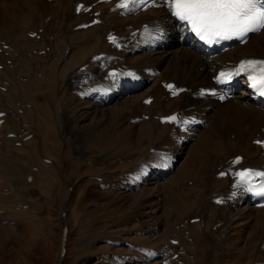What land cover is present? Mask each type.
Segmentation results:
<instances>
[{
	"label": "rangeland",
	"instance_id": "1",
	"mask_svg": "<svg viewBox=\"0 0 264 264\" xmlns=\"http://www.w3.org/2000/svg\"><path fill=\"white\" fill-rule=\"evenodd\" d=\"M9 1L0 0V7L19 22L30 20L29 0ZM63 15L48 28L45 44L55 50L73 45L68 69L62 67L66 53L56 58L47 48L37 56L39 42L30 39L20 68L0 71V84L9 87L2 103L22 118L0 123V264H264V206L230 207L243 188H231L229 176L221 175L236 154L261 168L264 118L246 120L242 138L225 129L171 128L159 117L181 114L193 97L154 99L152 86L97 106L76 91L78 78L94 68L86 64L92 52H116L95 28L77 29ZM108 18L122 37L135 19ZM99 83L90 90L100 92ZM195 114L188 120L204 117L203 110ZM10 129L21 130L23 138L13 140ZM153 173L159 177L150 178Z\"/></svg>",
	"mask_w": 264,
	"mask_h": 264
},
{
	"label": "bare ground",
	"instance_id": "2",
	"mask_svg": "<svg viewBox=\"0 0 264 264\" xmlns=\"http://www.w3.org/2000/svg\"><path fill=\"white\" fill-rule=\"evenodd\" d=\"M10 1L9 2L14 5L15 1L19 3L22 0ZM148 1L149 0H137V6L130 11H126L117 7L121 0H29L31 10L27 11V14L31 11L33 15L29 17L30 20L26 22H19L4 6H1L0 31H5V34H3L4 37L3 35H1L2 38L0 37V71L2 70L8 74L9 70L14 72L20 68L21 64L17 62L24 61V56H28V53L31 52L30 49L26 50V46L24 45L26 41L30 39L39 42L40 49L35 50V55L37 54V56L43 50L46 51L47 48L48 51H51L50 54H54L56 58H59L62 53H66V62L64 61L65 63L62 67L68 69L71 63L70 56L74 50L73 45L66 44L67 49L56 48L55 50V44L52 46L51 44H45V36L48 34V28L56 23L58 14H66L65 21L73 20V22H75V24L73 23V27L77 29H82L84 25H86V28H95L98 37L100 36L109 40L116 52L115 54H107L106 52H101L100 49V52L94 51V53L92 52V54L89 55L88 58L90 60L88 59L86 64L88 63L89 66L91 63L94 68L91 70H84L85 72L79 76L78 84H76L75 89L80 95H85L88 97L89 101L95 103L99 107H107L113 101H119L121 99L126 100L133 94L148 86H152L151 89L148 90L150 97L154 99L162 95L181 98L185 96L189 99L193 97V101L191 100V103L185 105L184 110L180 114L179 121L175 123L165 122L169 127L225 129L227 131H235L237 135L242 138L244 134H246L243 126L246 120L251 121L252 118H256L254 119L255 121H260V119L264 118V99L255 89L250 87L247 73L233 75L232 78L228 80H224V78L221 77L222 82H218L216 77H218L220 73H235L242 59L251 57L264 59V53L261 50L264 43V29L255 34H251L248 40L243 44H229L223 50L212 52L199 42L190 28L187 30L185 29L184 22L179 21L169 13L166 0H153L150 5H147ZM22 6L25 8L24 11L26 12L27 8L24 5ZM78 8H80L79 11H77ZM150 8L160 10L159 12L161 14L146 15L145 12ZM110 14H113L117 18H122L123 16L128 17L129 21L131 16L135 18L132 24H126V26L128 25V32L125 37L119 35L117 25H109L108 16ZM66 23L67 22H65V25ZM131 26H133L132 30L129 29ZM18 34L22 35H20L22 39H19V43L15 41V37H17ZM110 37L114 39H110ZM188 38L191 39L190 43L186 41ZM57 41L59 44L60 39H57ZM33 54L34 53L31 55ZM129 59H133L134 62L130 63ZM112 69H120V72L118 74H112L110 72ZM77 70L75 72H77ZM73 71L74 70H72V72ZM126 71H133L134 73L129 74ZM68 73L70 74L71 72ZM0 78L2 79V77ZM157 78H159L158 80H160V82L156 85L155 80ZM93 82L101 83V85L98 86L102 87L100 92L94 91V89L90 90V86ZM170 82L174 83V87L167 90L166 85ZM178 87H180V89ZM189 87L191 88V93H187L186 91ZM8 88L9 87L0 84V106L3 105L2 100L7 98L6 92H8ZM5 89L6 91L4 92L3 90ZM173 91H177V94L173 95ZM219 94H223L222 97L224 98L221 99L217 97ZM199 110L204 111V117L196 121L192 118L194 122L189 121V116L197 113ZM17 113L16 109L3 105L2 108H0V123L3 122V119L11 120L14 123H16L17 120H22ZM167 115L163 114V116L159 118ZM184 121H187V123H184ZM231 121H234L237 126H234ZM71 129L74 130V128ZM10 132V137L17 142L23 138V132H21V130L10 129ZM261 140L260 145L264 147V138H261ZM186 143L185 141L179 142V149H183ZM237 155L238 154L233 157L235 158ZM177 157L178 156H176V158ZM234 158L225 165V169H222L223 171L221 170L226 176H229L231 188L242 187V185L237 184L238 178L236 172L238 169L254 167L264 170V162L261 163V168H259L257 165L256 167L255 164H247L244 159L236 163L234 162ZM175 161V157L172 156L167 161L168 168ZM19 166L22 167V165ZM11 168L13 167L11 166ZM19 170L20 169L17 171ZM16 172H14L15 175ZM161 172L164 173L166 171L164 169ZM156 174H150L151 176L149 177H159V175ZM21 175L22 178L25 180L27 179L25 171ZM242 191L244 193L241 192L239 194L238 192L239 197L232 194V197H236L234 198L235 200L230 202V207L236 208L239 211L257 210L258 206L253 196L248 194L245 188H243ZM220 195L218 194L219 197H221ZM222 197L226 199L223 195ZM262 209L264 208H260V210ZM262 242L264 243V237Z\"/></svg>",
	"mask_w": 264,
	"mask_h": 264
},
{
	"label": "snow or ice",
	"instance_id": "3",
	"mask_svg": "<svg viewBox=\"0 0 264 264\" xmlns=\"http://www.w3.org/2000/svg\"><path fill=\"white\" fill-rule=\"evenodd\" d=\"M169 13L184 22L187 30L191 29L206 43L221 40L243 39L249 33L264 29V3L262 0H166ZM137 6V0H121L117 7L126 11ZM80 8L77 9L79 11ZM110 39H114L111 38ZM251 73L248 75L250 87L260 96H264V60H243L235 73H220L218 82L231 79L233 75ZM171 89L173 86L168 85ZM173 95L177 91H173ZM223 99L224 97H220ZM177 116L166 117L169 122L177 121ZM187 123V121H184ZM239 157L236 162H239ZM224 175V173H221ZM238 185H249L254 177L259 178L261 187L255 195L264 197V172L243 169L236 172Z\"/></svg>",
	"mask_w": 264,
	"mask_h": 264
}]
</instances>
